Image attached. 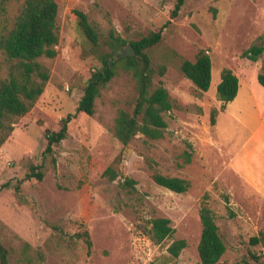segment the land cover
<instances>
[{"label":"rangeland","instance_id":"1","mask_svg":"<svg viewBox=\"0 0 264 264\" xmlns=\"http://www.w3.org/2000/svg\"><path fill=\"white\" fill-rule=\"evenodd\" d=\"M54 1L57 54L40 59L49 80L0 146V240L8 264H36V251L43 264H151L165 260L167 248L179 239L186 248L164 264H198L202 203L212 211L226 247L219 264H257L249 254L264 257V87L256 79L264 70V54L256 62L241 54L259 45L261 36L264 43V0H186L173 19L176 0ZM23 2L0 1V32L11 27ZM74 10L95 28L96 45L79 30ZM167 21L161 41L149 50L152 64L166 70L154 83L167 90L172 102L164 114L163 138L138 134L126 148L115 138L118 110L131 112L136 98L134 80L118 68L100 89L94 113L77 114L66 138L46 154L45 131L59 130L61 119L75 112L91 74L116 53L107 45L109 33L134 41ZM201 49L212 65L204 93L180 72L181 62L193 61ZM0 60L4 77L7 64L1 53ZM223 69L238 78L239 89L234 102L221 110L215 94ZM33 166L40 167L41 181L25 179ZM107 168L117 173L114 180L104 175ZM153 170L187 180L188 190L176 194L158 186ZM126 178L136 182L133 188L121 186ZM155 218L169 219L174 229L161 244L147 234ZM85 229L92 242L89 254L82 241L71 237ZM252 237L261 241L250 245Z\"/></svg>","mask_w":264,"mask_h":264},{"label":"trees","instance_id":"2","mask_svg":"<svg viewBox=\"0 0 264 264\" xmlns=\"http://www.w3.org/2000/svg\"><path fill=\"white\" fill-rule=\"evenodd\" d=\"M5 1V0H0ZM186 0H176L170 12V18H176ZM57 4L54 0H24L21 9L14 18L11 27L4 28L0 32V53L4 57L7 72L1 76L2 62L0 60V146L12 131L11 124L18 118L27 114L36 100L42 94L45 84L49 80V69L40 62V59H53L59 40V26L56 20ZM77 25L85 38L93 45L99 41V35L91 25L88 17L77 10L73 11ZM170 22L167 21L158 31L151 32L138 40L129 41L113 32L108 36V47L112 52L118 53L121 48L130 46L134 51L133 56L114 57L103 61V68L93 72L83 88V93L78 101L73 114H68L61 119V126L57 131H45L46 154H52L53 147L66 138L69 122L80 113L91 116L94 113V101L98 97L100 89L114 77L115 71L120 68L130 74L135 83L136 98L131 112L118 110L114 120L113 133L115 138L126 148L131 140L138 134L149 140L163 138L167 128L164 114L172 109V102L167 90L154 83L156 75L163 76L165 67L152 64L149 50L158 44L162 38L163 29ZM259 45H252L243 51L241 57L256 62L264 54L262 36ZM211 59L204 50H199L193 61L183 60L180 64V72L189 80L196 90L207 92L211 84ZM257 82L264 87V70L256 76ZM239 89L238 78L229 70L223 69L220 73V81L216 87L215 97L221 102V110L225 105L234 101ZM217 111L210 113V125H215ZM186 162H190V156L186 155ZM40 167L33 166L26 180L36 179L41 181ZM110 180L117 177V173L111 168L104 171ZM151 178L155 184L173 193L183 194L189 188V182L179 177H169L153 170ZM136 182L126 178L121 183L123 188H133ZM206 198V196H205ZM228 215L233 216L229 206V198L222 196ZM201 235L197 246L199 257L198 264H219V260L226 251L225 244L219 235L214 215L210 208L201 204L199 210ZM56 231V226H51ZM174 233L167 218H155L150 221L148 236L155 244H161ZM72 239L82 241L90 253L92 242L89 232L85 229L76 232ZM261 238L252 237L250 245H257ZM186 242L182 239L175 240L167 248L165 260L157 258L151 264H164L175 261L181 251L186 248ZM257 264H264V257L260 254H249ZM36 264H43V257L39 251L35 253ZM0 264H8V251L0 240Z\"/></svg>","mask_w":264,"mask_h":264},{"label":"water","instance_id":"3","mask_svg":"<svg viewBox=\"0 0 264 264\" xmlns=\"http://www.w3.org/2000/svg\"><path fill=\"white\" fill-rule=\"evenodd\" d=\"M133 55H134V51L130 46H127L125 49L121 48L118 53L112 54L110 59H113V56L117 58V57H128Z\"/></svg>","mask_w":264,"mask_h":264},{"label":"crops","instance_id":"4","mask_svg":"<svg viewBox=\"0 0 264 264\" xmlns=\"http://www.w3.org/2000/svg\"><path fill=\"white\" fill-rule=\"evenodd\" d=\"M234 100H235V99H234ZM233 102H234V101H233ZM230 104H231V103H230ZM230 104H229V105H230ZM228 111H229V109H227L226 113H228Z\"/></svg>","mask_w":264,"mask_h":264}]
</instances>
